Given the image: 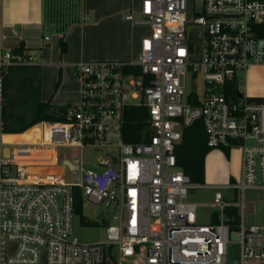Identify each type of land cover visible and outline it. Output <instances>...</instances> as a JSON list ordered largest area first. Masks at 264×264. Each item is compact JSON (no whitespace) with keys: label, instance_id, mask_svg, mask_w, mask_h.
<instances>
[{"label":"built area","instance_id":"2783aa9c","mask_svg":"<svg viewBox=\"0 0 264 264\" xmlns=\"http://www.w3.org/2000/svg\"><path fill=\"white\" fill-rule=\"evenodd\" d=\"M127 18L151 27L136 59L82 60L77 106L65 121L40 123L30 140L5 138L4 69L35 62L22 51L2 52L0 264H229L231 243L240 244V264H264V227L245 222L246 191L264 189V100L247 95L242 75L264 65V0H193L191 7L188 0H143L140 16ZM131 105L148 110L151 136L142 142L125 140ZM199 120L210 147L240 146L239 181L193 182L179 166L183 128ZM68 145L102 152L93 167L68 159L79 181L66 180L64 164L60 174L31 171L57 164L56 148ZM219 187L235 189L240 200L217 190L201 223L202 204L187 201L189 189ZM82 194L106 202L109 215L115 204L117 222L105 221L103 241L72 236ZM230 208L241 211L235 230Z\"/></svg>","mask_w":264,"mask_h":264},{"label":"crops","instance_id":"0c3cea01","mask_svg":"<svg viewBox=\"0 0 264 264\" xmlns=\"http://www.w3.org/2000/svg\"><path fill=\"white\" fill-rule=\"evenodd\" d=\"M142 1L83 0L82 18L77 19L74 11L65 9L67 5L60 0H0V57L5 50L22 51L31 56L42 69V99L58 106L71 105L72 101L78 104L77 68L82 60L136 59L142 39L151 33V27L132 23L127 16L130 12L139 16ZM139 25L148 28L144 36L138 32ZM63 35L68 48L62 54ZM261 67L264 65H252L247 72L253 77ZM248 80L246 76L247 95L264 97V92L253 90ZM210 156L211 153L206 157V177L211 168Z\"/></svg>","mask_w":264,"mask_h":264},{"label":"rangeland","instance_id":"374dc122","mask_svg":"<svg viewBox=\"0 0 264 264\" xmlns=\"http://www.w3.org/2000/svg\"><path fill=\"white\" fill-rule=\"evenodd\" d=\"M193 0H188L189 6L191 7ZM61 4L67 5L70 9L74 11L73 16L75 18H82L83 12V0H60ZM140 16V15H139ZM137 16V17H139ZM138 32L141 36L148 33V28L146 25H139ZM243 77H249V85L257 88L259 91L264 92V67L259 68L253 75L249 73H243ZM252 78H251V77ZM78 78V77H77ZM54 81V79H52ZM57 82V81H56ZM61 82V81H60ZM247 82V84H248ZM56 84V83H55ZM55 86V85H53ZM245 91V89H243ZM60 93H63L62 89ZM60 105V107L67 110L69 107H76L77 103L72 101ZM39 126L32 127L25 132L18 135H5L6 140H13L15 137L24 138L30 140L34 138V134L38 131ZM56 153L58 156V163L60 166L63 165L65 159H72L77 166L83 162L84 167H93L92 162L96 161L102 152L93 150L91 147H80L76 145L59 146L56 148ZM211 168L207 177L205 179V184L210 185H226L239 181L242 173V150L239 145H235L229 148L227 153L224 148H213L211 151ZM220 156H218V154ZM5 156H9L10 149H6L4 152ZM1 155V150H0ZM65 178L67 181H79L80 175L78 171H70L69 167L66 169ZM219 190L225 199L231 202H237L240 200L239 194H236L235 189H228L225 187L219 188H191L188 192L187 201L197 202L202 204L198 209L199 220L201 223H208L209 214L212 207L208 205L214 199L215 192ZM81 198L82 208L77 211L74 219V229L72 236L81 241L91 242V241H103L106 239V224L105 221H110L111 223H116L117 220L114 218V208L115 204H112L109 209L112 215L107 214L106 202L103 203H93L88 200L87 196L82 194ZM238 217L241 216V211L238 210ZM245 222L247 225H258L264 227V189H248L246 191V211H245ZM117 249H114V256L117 258ZM127 264V263H125Z\"/></svg>","mask_w":264,"mask_h":264},{"label":"trees","instance_id":"16d2710c","mask_svg":"<svg viewBox=\"0 0 264 264\" xmlns=\"http://www.w3.org/2000/svg\"><path fill=\"white\" fill-rule=\"evenodd\" d=\"M65 30V26L61 28ZM64 35L61 37V53L67 51ZM4 132L17 135L35 127L43 121L60 122L66 120V110L50 100L42 99V69L39 64L10 65L4 69ZM256 99L264 100V97ZM148 110L145 106L131 105L125 116L124 136L128 142H142L151 136ZM15 137L13 141L16 139ZM207 133L201 120L183 128L182 139L177 144L176 155L179 166L193 182L205 183L206 157L213 149L208 145ZM224 150L228 153L229 148ZM82 208L78 195L77 211ZM234 216L228 222L237 229L239 217L236 208H230Z\"/></svg>","mask_w":264,"mask_h":264},{"label":"water","instance_id":"95a60500","mask_svg":"<svg viewBox=\"0 0 264 264\" xmlns=\"http://www.w3.org/2000/svg\"><path fill=\"white\" fill-rule=\"evenodd\" d=\"M64 165H67L69 168H73L72 161L65 159L63 161ZM32 172L40 173V174H60L63 172V165H39V166H31ZM234 240H238L240 235L235 232L232 234ZM228 263L229 264H240V244L239 243H231L229 246V254H228Z\"/></svg>","mask_w":264,"mask_h":264},{"label":"bare ground","instance_id":"6f19581e","mask_svg":"<svg viewBox=\"0 0 264 264\" xmlns=\"http://www.w3.org/2000/svg\"><path fill=\"white\" fill-rule=\"evenodd\" d=\"M8 149V148H7Z\"/></svg>","mask_w":264,"mask_h":264}]
</instances>
